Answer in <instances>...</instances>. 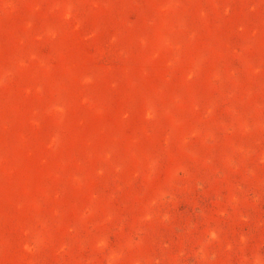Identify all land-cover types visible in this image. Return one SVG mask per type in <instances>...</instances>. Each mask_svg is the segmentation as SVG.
Wrapping results in <instances>:
<instances>
[{
	"label": "rangeland",
	"instance_id": "1",
	"mask_svg": "<svg viewBox=\"0 0 264 264\" xmlns=\"http://www.w3.org/2000/svg\"><path fill=\"white\" fill-rule=\"evenodd\" d=\"M0 264H264V0H0Z\"/></svg>",
	"mask_w": 264,
	"mask_h": 264
}]
</instances>
